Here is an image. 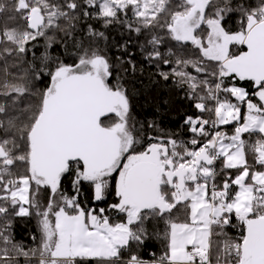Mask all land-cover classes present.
Masks as SVG:
<instances>
[{"label":"snow or ice","instance_id":"1","mask_svg":"<svg viewBox=\"0 0 264 264\" xmlns=\"http://www.w3.org/2000/svg\"><path fill=\"white\" fill-rule=\"evenodd\" d=\"M88 20L184 91L185 138L134 117ZM0 264H264V0H0Z\"/></svg>","mask_w":264,"mask_h":264},{"label":"trees","instance_id":"2","mask_svg":"<svg viewBox=\"0 0 264 264\" xmlns=\"http://www.w3.org/2000/svg\"><path fill=\"white\" fill-rule=\"evenodd\" d=\"M252 2L254 3L255 0ZM227 23L230 27H235L237 19L232 18ZM87 24H93L98 30L105 31L108 36L105 51L111 60L115 62L117 56H121L125 60L129 58L135 60L137 65L135 73L130 71L121 73L131 99L134 117L144 123L146 128L148 122L155 121L166 132H176L180 138H185L183 116L194 110L191 109V101L184 98V91L177 87L171 79L163 80L157 69L143 60L134 34L126 32L119 25L103 29L99 22L88 20L80 25L82 30L80 35L84 34ZM129 40L132 41L128 44L129 51L135 53L132 57H129L120 48L121 44ZM101 46H104L103 42H101ZM55 51L59 52L61 49L57 47ZM117 66H120L119 62H117ZM148 131L151 133L150 129ZM232 234H234V230H232ZM12 235L17 242L22 243L25 247H35L32 236H39L37 220L33 217L16 218L12 226ZM162 251L160 241L153 238L146 242L142 255L145 259H149L152 253L158 256Z\"/></svg>","mask_w":264,"mask_h":264},{"label":"built area","instance_id":"3","mask_svg":"<svg viewBox=\"0 0 264 264\" xmlns=\"http://www.w3.org/2000/svg\"><path fill=\"white\" fill-rule=\"evenodd\" d=\"M234 234H235V230H234Z\"/></svg>","mask_w":264,"mask_h":264}]
</instances>
